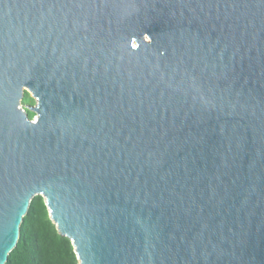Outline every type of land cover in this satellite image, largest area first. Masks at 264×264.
Instances as JSON below:
<instances>
[{"label": "water", "instance_id": "obj_1", "mask_svg": "<svg viewBox=\"0 0 264 264\" xmlns=\"http://www.w3.org/2000/svg\"><path fill=\"white\" fill-rule=\"evenodd\" d=\"M37 195L80 264H264V0H0V264Z\"/></svg>", "mask_w": 264, "mask_h": 264}, {"label": "trees", "instance_id": "obj_2", "mask_svg": "<svg viewBox=\"0 0 264 264\" xmlns=\"http://www.w3.org/2000/svg\"><path fill=\"white\" fill-rule=\"evenodd\" d=\"M30 101L34 98L26 92L24 104ZM28 113L33 119L35 114ZM6 264H80L72 241L59 233L43 196L37 195L31 201L18 244Z\"/></svg>", "mask_w": 264, "mask_h": 264}, {"label": "rangeland", "instance_id": "obj_3", "mask_svg": "<svg viewBox=\"0 0 264 264\" xmlns=\"http://www.w3.org/2000/svg\"><path fill=\"white\" fill-rule=\"evenodd\" d=\"M29 93V92H28ZM29 96H31L32 97V95H31V93H29ZM29 99V98H28ZM27 104H30V105H34L35 104V100L34 101H30L29 103H27ZM27 104H24V100H23V105L25 106V105H27ZM35 117V116H34Z\"/></svg>", "mask_w": 264, "mask_h": 264}]
</instances>
